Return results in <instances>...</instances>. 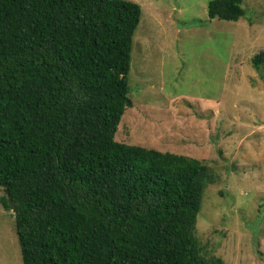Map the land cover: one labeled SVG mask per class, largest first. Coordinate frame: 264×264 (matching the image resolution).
<instances>
[{
  "label": "trees",
  "instance_id": "obj_1",
  "mask_svg": "<svg viewBox=\"0 0 264 264\" xmlns=\"http://www.w3.org/2000/svg\"><path fill=\"white\" fill-rule=\"evenodd\" d=\"M245 1L212 0L209 18L237 22ZM141 16L129 0H0V204L23 264H224L196 237L208 167L115 139Z\"/></svg>",
  "mask_w": 264,
  "mask_h": 264
},
{
  "label": "rangeland",
  "instance_id": "obj_2",
  "mask_svg": "<svg viewBox=\"0 0 264 264\" xmlns=\"http://www.w3.org/2000/svg\"><path fill=\"white\" fill-rule=\"evenodd\" d=\"M141 6L129 97L115 139L202 161L196 237L201 257L264 264V0L239 21L210 19L212 0H129ZM4 191L0 188V198ZM0 264H23L15 214L0 204Z\"/></svg>",
  "mask_w": 264,
  "mask_h": 264
}]
</instances>
